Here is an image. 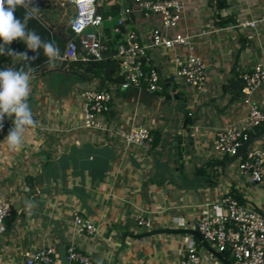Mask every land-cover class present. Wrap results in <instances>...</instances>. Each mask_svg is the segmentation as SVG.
Segmentation results:
<instances>
[{"label":"crops","instance_id":"crops-1","mask_svg":"<svg viewBox=\"0 0 264 264\" xmlns=\"http://www.w3.org/2000/svg\"><path fill=\"white\" fill-rule=\"evenodd\" d=\"M182 1L179 28L190 34V42L179 53L201 59L203 84L194 87L173 77L171 54L156 49L148 63L158 71L162 90L120 89L113 84L109 110L100 117L103 130L80 122V89L97 79L82 77L80 67L67 69L63 59L49 63L43 50L32 52L23 41L9 45L34 57L23 69H32L28 103L37 124L29 129L18 152L4 140L13 121L0 135V195L11 207L10 215L0 222V264H16L23 249L37 245H52L54 264H61L59 253L68 243L106 264H178L190 233L134 235L151 228L195 229L200 205L224 192L264 212V186L249 182L239 172L240 154L222 155L213 148L215 131L240 124L249 101L264 107V80L231 101L225 89L231 77L241 76L256 62L264 63V26L245 30L235 25L257 17L264 0ZM50 2L36 0L32 5L38 7L36 14L56 26L52 31L60 40L55 44L62 49L68 17ZM107 3L108 11L112 4L119 6V0ZM70 12L67 5L66 15ZM61 19L65 20L62 28ZM20 20L25 22L23 17ZM157 21L155 15H136L128 26L146 40L149 26ZM26 24L27 30L39 35L34 22ZM106 31L102 42L111 46L116 37L108 26ZM21 56L2 59L12 66ZM135 124L155 131L157 143L144 150L125 145L115 136V131ZM244 149L264 152V130L250 132ZM26 200L35 206L26 209ZM74 213L94 223L91 235L74 229ZM138 215L150 221L149 228L136 224ZM196 242L200 264H224L211 252L216 250L214 245ZM221 255L233 264L229 254Z\"/></svg>","mask_w":264,"mask_h":264},{"label":"built area","instance_id":"built-area-1","mask_svg":"<svg viewBox=\"0 0 264 264\" xmlns=\"http://www.w3.org/2000/svg\"><path fill=\"white\" fill-rule=\"evenodd\" d=\"M116 12L103 15L97 6V0H51L62 8L67 16V37L63 42L60 56L66 61H99L105 57L113 59L122 80L117 88H145L149 91H161L162 79L158 71L149 65L148 57L156 49L170 53L172 76L181 78L185 83L200 87L205 80L204 65L194 55L181 56L179 48L190 42V34L179 28L182 17V0H129ZM69 5L71 12L65 13ZM63 14V15H64ZM149 18L157 16L156 24L149 26L147 39H142L137 29L128 26L131 16ZM44 21L41 13L35 15ZM103 21H112L109 30L116 36L112 51L104 53L102 42ZM236 26L245 30H255L264 26V9L255 18L242 19ZM51 25V30L55 29ZM205 32L201 30V33ZM240 94L246 93L259 81L264 80V63L256 62L249 71L241 75ZM113 84L98 86L91 81L80 89L82 99L80 122L83 127L104 129L101 115L109 110ZM247 101V100H245ZM264 126V107L257 103H248L243 120L238 125L227 126L215 131L213 148L222 155H233L255 128ZM125 145L139 149H149L152 133L144 125H131L128 129L115 131ZM239 172L245 174L251 183L264 186V152L244 149L237 158ZM8 200L0 195V222L10 215ZM136 224L150 227V221L141 215L136 217ZM71 224L76 231L91 235L94 223L86 216L74 213ZM195 229L201 240L214 245L217 251L229 254L233 264H264V212L240 202L232 192H224L216 200L202 203L195 214ZM66 264H106L91 254L77 249L68 243L64 247ZM55 248L52 245L29 246L21 252L16 264H54ZM178 264H200L197 242L194 237L185 240L183 253Z\"/></svg>","mask_w":264,"mask_h":264},{"label":"clouds","instance_id":"clouds-1","mask_svg":"<svg viewBox=\"0 0 264 264\" xmlns=\"http://www.w3.org/2000/svg\"><path fill=\"white\" fill-rule=\"evenodd\" d=\"M17 7L27 9L25 22L16 18ZM37 12L38 7L32 5V0H0V55L19 57L22 53L25 61L34 59L29 57L27 52H16L9 47L13 41L20 40L32 52L42 49L49 63L54 64L62 59L55 42L44 41L36 32L27 30V20L33 18ZM31 71V68L28 71L23 68L16 70L13 67L0 69V128L3 127L6 116L13 120L14 126L4 140L10 150L16 152L21 149L29 129L36 127L37 124L28 103L31 93ZM34 206L33 201H25L26 209H32Z\"/></svg>","mask_w":264,"mask_h":264},{"label":"trees","instance_id":"trees-1","mask_svg":"<svg viewBox=\"0 0 264 264\" xmlns=\"http://www.w3.org/2000/svg\"><path fill=\"white\" fill-rule=\"evenodd\" d=\"M36 0H32V2H35ZM39 2H41L42 0H38ZM118 4V3H117ZM122 4H129V0H123ZM117 5L112 4L111 8L109 9V11L102 9L101 6H97L98 10H100L102 12L103 15H106L109 12H112L113 14L116 12L115 8ZM18 11V12H17ZM27 9H25L24 7H17L16 12H15V16L16 18H21V13H26ZM20 15V16H19ZM19 16V17H18ZM130 21V19H129ZM102 33L103 35L107 32L106 31V27H102ZM116 37V36H115ZM104 39V37H103ZM112 45H105L104 48V53L106 54H110V52L112 51ZM4 57V55H0V59H2ZM6 57V56H5ZM62 62H64L67 66V69H69L70 67H80V71L81 76L82 77H87V78H95L97 79L98 82V86H105L107 83L110 84H115L118 83L122 80V76L118 74V69L117 66L115 65V62L113 61V59L109 58V57H105L99 61H89V62H83V61H66L63 60ZM30 66V62L29 61H25L23 59V55L19 58V60L13 64L11 67L15 68L16 70H19L21 68H25V67H29ZM242 85V78L241 76L239 77H234V78H230L229 81L226 83L225 85V89L227 88V91H229L230 93V97H229V101L231 100H235L239 93H240V88ZM13 121L12 119L8 118L7 116L5 117L4 121H3V127L0 128V135L4 134L5 132V128L8 126V124ZM256 129H260V130H264V126H260ZM151 131V130H150ZM153 139H152V143L151 146L155 145L158 141V135L155 131H151ZM197 172L202 171L201 169H196Z\"/></svg>","mask_w":264,"mask_h":264},{"label":"rangeland","instance_id":"rangeland-1","mask_svg":"<svg viewBox=\"0 0 264 264\" xmlns=\"http://www.w3.org/2000/svg\"><path fill=\"white\" fill-rule=\"evenodd\" d=\"M107 1L108 0H97L99 6H101L102 9L105 6V10L108 11L107 7H108L109 4L107 3ZM47 4H49V3H47ZM50 5L52 6V4H50ZM44 8H48L49 9V8H54V7H50L49 5H46ZM66 12H68V11L66 10ZM20 15H21V17L25 18V13H21ZM64 16H65V14H64ZM28 21L34 22L37 25V27H39V29H40L39 36L41 37L42 40H44V41H52V42H58L60 40L59 37L57 35H55L53 33V31L51 30V28H50L51 26L49 24L50 22L48 20L40 21L38 19L35 20L33 18H30V19H28ZM111 23H112V21H103V25L102 26L103 27H106V26L110 27ZM59 26L61 28L64 27L65 26V20L61 19L59 21ZM58 48H59V46H58ZM40 50H42V49H40ZM59 51H61V49H59ZM6 67H11L10 66V62H5L3 59H0V69H4Z\"/></svg>","mask_w":264,"mask_h":264},{"label":"water","instance_id":"water-1","mask_svg":"<svg viewBox=\"0 0 264 264\" xmlns=\"http://www.w3.org/2000/svg\"><path fill=\"white\" fill-rule=\"evenodd\" d=\"M245 148V142L242 143L237 152L235 154H233L232 156H237L238 154L242 153L244 151ZM159 232H166V233H182V232H187L190 233L192 236H194L196 239L201 240V236L199 234V232L196 229H184V228H178V227H162V228H151L145 231H142L134 236L136 237H143L146 235H150V234H154V233H159ZM204 245H206V243L208 242H203ZM211 252L217 257L219 258L224 264H231L230 262L226 261L222 255L220 251L214 250L211 248ZM59 260L61 264H66L67 260L65 258V252H64V247L62 248V250L59 253Z\"/></svg>","mask_w":264,"mask_h":264}]
</instances>
